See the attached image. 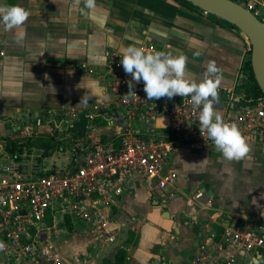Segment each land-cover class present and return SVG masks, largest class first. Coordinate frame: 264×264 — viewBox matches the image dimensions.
Returning <instances> with one entry per match:
<instances>
[{
  "label": "crops",
  "instance_id": "1",
  "mask_svg": "<svg viewBox=\"0 0 264 264\" xmlns=\"http://www.w3.org/2000/svg\"><path fill=\"white\" fill-rule=\"evenodd\" d=\"M4 4H19L31 12L23 39L15 30L5 31L0 26V151L5 160L9 155L7 141L16 140L23 144V152L46 164L49 155L42 148L25 145L29 139L20 133L25 119L32 123L35 114L42 111L67 117L73 109L111 104L115 98L102 74H86L78 65L84 62L103 72L107 52H119L129 44L147 43L154 51L185 54L187 75L196 80L202 79L206 62L215 60L223 75L219 100L238 97L234 89L242 76L247 38L211 13L185 7L176 0H96L97 8L88 16L81 12L83 0H0V5ZM261 7L264 11V0ZM198 48L202 54L194 57ZM84 96H89L86 107L80 105ZM123 129L143 135L148 130L142 119L117 127L81 116L65 129L69 137L59 136L51 125L42 126L38 136L29 138L72 139L74 146L76 140L90 135L108 142L119 137ZM150 129L157 134L168 132L166 118L159 116ZM69 158L61 157L55 164L64 165ZM168 166L178 174L177 196L163 203L154 181L142 176L129 179L114 208L111 228L118 230L115 241L95 240L84 224L58 223L62 231L52 239L62 258L65 252L72 257L71 261L63 258L66 264L112 263L119 250L125 252L123 264H194L201 246L209 264H222L224 255L218 245L223 225L238 218L264 228V142L238 162L224 160L213 141L198 142L172 152ZM198 189L204 190L203 198L187 207L186 197ZM164 211L169 218L163 217ZM65 235L82 239L73 246L71 239L64 252L59 240ZM233 252L234 264H264V249L244 252L233 248ZM74 254L82 256L81 261ZM0 264L35 263L6 260L0 254Z\"/></svg>",
  "mask_w": 264,
  "mask_h": 264
},
{
  "label": "built area",
  "instance_id": "2",
  "mask_svg": "<svg viewBox=\"0 0 264 264\" xmlns=\"http://www.w3.org/2000/svg\"><path fill=\"white\" fill-rule=\"evenodd\" d=\"M232 1L259 16L260 0ZM141 46L148 52L155 50L152 44ZM249 50L251 45L247 41V52ZM120 60L117 51H108V63L103 72L84 62L78 65L86 74H102L115 98L111 104L101 102L83 111L73 109L67 117L52 111L39 112L32 123L25 119L21 136H38L39 128L52 125L56 133L69 137L65 129L81 116L89 121L99 118L117 127L129 120L142 119L147 133L123 129L119 137L108 142L93 135L86 140L78 139L64 165H46L22 150L9 154L0 162V242L5 245L0 254L5 255L6 260L66 264L52 239L62 231L58 223L65 221L87 225L95 240L115 241L118 230L111 228L114 208L128 180L142 176L154 181L162 202L167 203L178 194V174L168 166L172 152L182 146L211 141L206 134L200 133L198 110L185 103L182 97L148 100L143 81H133L136 95L126 101L124 96L129 91L131 75L125 73ZM214 107L226 122L237 124L247 140L249 153L261 146L264 142V97L250 104H239L238 97L224 102L218 99ZM159 116L167 120L168 132L163 134L150 129ZM204 194V190H196L186 197V206H194ZM221 236L218 250L224 255L222 264H234L233 248L244 252L264 249V228L255 221L243 223L233 218L223 225ZM193 263L209 264L204 246L200 247Z\"/></svg>",
  "mask_w": 264,
  "mask_h": 264
},
{
  "label": "clouds",
  "instance_id": "3",
  "mask_svg": "<svg viewBox=\"0 0 264 264\" xmlns=\"http://www.w3.org/2000/svg\"><path fill=\"white\" fill-rule=\"evenodd\" d=\"M83 4L81 12L85 16L97 8L96 0H83ZM30 15L31 12L19 4L0 5V26H3L5 31L15 30L17 37L23 39L26 35L23 28ZM137 43L121 47L118 52L125 73L131 75L125 100L136 95L133 91V81H143L148 100L180 96L185 103L198 110L201 135L206 134L207 138L213 141L224 160L238 162L247 158L250 148L239 127L236 123L226 122L214 107L219 99L218 90L223 79L222 69L217 62L208 60L202 79L196 80L187 75L188 57L185 54L174 55L171 51L148 52L142 46H137ZM201 54L199 48L193 52L194 57ZM88 101L89 96H84L80 105L86 107ZM4 248L5 245L0 242V250Z\"/></svg>",
  "mask_w": 264,
  "mask_h": 264
},
{
  "label": "water",
  "instance_id": "4",
  "mask_svg": "<svg viewBox=\"0 0 264 264\" xmlns=\"http://www.w3.org/2000/svg\"><path fill=\"white\" fill-rule=\"evenodd\" d=\"M240 29L251 45L250 62L255 80L264 95V23L232 0H187ZM80 160L83 153L79 155ZM79 160V162H80ZM166 207V204L163 205ZM164 211L163 217L169 218Z\"/></svg>",
  "mask_w": 264,
  "mask_h": 264
},
{
  "label": "trees",
  "instance_id": "5",
  "mask_svg": "<svg viewBox=\"0 0 264 264\" xmlns=\"http://www.w3.org/2000/svg\"><path fill=\"white\" fill-rule=\"evenodd\" d=\"M176 1L185 7L201 10L199 7L195 6L193 3L187 0H176ZM257 18H259V20H261L264 23V19L260 17ZM250 53H251L250 50L246 52L240 70L242 76L239 78V83L236 85L234 89L235 93L238 96L239 104H250L264 97L260 87L258 86L255 80L254 73L252 71L251 62H250ZM28 143H33V142L30 140L28 141ZM37 145L44 150V154L47 156L49 155V151L52 152L54 150L55 142L53 138H47L45 140L37 139ZM22 147L23 144L19 143L16 140L7 141L6 143V150L9 154H13L16 151H21ZM124 258H125L124 250H119L116 254L115 260L112 263L107 262V264H123Z\"/></svg>",
  "mask_w": 264,
  "mask_h": 264
},
{
  "label": "rangeland",
  "instance_id": "6",
  "mask_svg": "<svg viewBox=\"0 0 264 264\" xmlns=\"http://www.w3.org/2000/svg\"><path fill=\"white\" fill-rule=\"evenodd\" d=\"M261 2V0H260ZM202 10V9H201ZM258 13H259V16L260 18L264 19V11L261 7V4L259 5L258 7ZM247 38V37H246ZM247 41L249 42L248 38H247ZM65 133H61L59 136H63ZM29 139V141L33 138H27ZM25 141V140H24ZM32 141V140H31ZM33 143H28V144H25L26 146H30V145H33V146H38L37 145V139H33L32 141ZM55 142V145H54V152H51L49 154V157L46 159V165H50V163H53L52 161H54V163H59L60 162V158L61 157H68L70 156L71 154V147L73 146V141L72 139L69 140V139H66V140H58L57 137L56 139L54 140ZM28 148V147H27ZM191 149V148H190ZM0 150H2L0 148ZM65 151V154H60L58 152H61L63 153ZM30 152V151H29ZM51 155V156H50ZM4 155L2 154V152L0 151V161H3L5 160V157H3ZM76 237L73 238V237H68V236H61L62 238L59 240V244L62 246V249L63 251L65 252L66 251V246L67 245H70V240L72 239L73 242H72V245H76V242H80L82 238H80L79 236L75 235ZM128 236V235H127ZM59 245V247H60ZM65 245V247H64ZM68 247V246H67ZM72 253V252H71ZM70 254V253H69ZM63 255V258L64 260L66 261V259L68 260H72V257L70 255H68V253L65 252V254H62ZM75 257L78 258L79 261H81V259L83 258L82 256H79L78 254H74Z\"/></svg>",
  "mask_w": 264,
  "mask_h": 264
}]
</instances>
